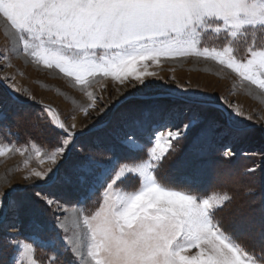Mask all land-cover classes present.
<instances>
[{
    "label": "snow or ice",
    "instance_id": "6c2138e0",
    "mask_svg": "<svg viewBox=\"0 0 264 264\" xmlns=\"http://www.w3.org/2000/svg\"><path fill=\"white\" fill-rule=\"evenodd\" d=\"M0 24L3 68L23 59L86 101L64 112L0 77V157L48 164L0 190V264H264V115L146 79L202 60L264 96V0H0Z\"/></svg>",
    "mask_w": 264,
    "mask_h": 264
},
{
    "label": "rangeland",
    "instance_id": "374dc122",
    "mask_svg": "<svg viewBox=\"0 0 264 264\" xmlns=\"http://www.w3.org/2000/svg\"><path fill=\"white\" fill-rule=\"evenodd\" d=\"M3 26L0 24V46L3 45ZM12 68H3V64L0 63V77L5 74L14 75L16 77V83L28 91L34 93L38 100L45 104H52L54 107H58L64 112L74 110L79 104L86 103L83 97L78 92H73L68 89L62 80L56 79L49 75L47 72L38 71L34 66L27 64L23 59H15L12 61ZM149 71L157 72L156 77L146 78L153 85H162V88H177L178 84H185L190 88L199 89L203 93H216L223 95L229 101H234L239 105H242L244 110L251 114L257 112L260 115H264V96L259 95L257 92L249 93L244 89L240 83L234 80L232 77L226 75L225 72L219 71L217 67L211 63H206L202 60L197 61L195 59H187L183 62H164L159 65H150ZM175 77V80L170 79ZM190 82V83H189ZM101 84L96 85V91L99 95H103L105 102L109 101V94L107 92L101 93ZM131 89H125V92ZM161 88H152L150 91H161ZM234 93V95H233ZM112 99H119V96L115 92L112 94ZM75 101V103H73ZM96 115L95 112L92 113ZM86 118L82 113L78 115V126L81 120ZM91 124L92 121H88ZM28 129L12 128L13 136L6 137L4 142L8 140H14L19 145L23 146L26 139ZM48 166L47 162L43 165L39 163L36 157L31 151L26 152L23 156L17 153H9L7 156L0 157V190L5 185H14L19 183H31L32 181L25 182L24 176L29 173L31 169L43 170ZM169 178L176 179L180 175V170L176 167H170L168 169ZM35 178H33L34 180ZM45 191H51V193L62 200H74L75 193H69L63 188H50V186H42ZM47 187V188H45ZM49 187V188H48ZM212 187V180L209 178L201 185V189ZM205 194H211L207 191ZM95 197H93V200ZM92 201L88 202V207H92ZM37 221L42 223L45 229L50 228L52 223V217H36ZM39 255L43 257L45 252L43 249L39 251ZM47 264V262H45Z\"/></svg>",
    "mask_w": 264,
    "mask_h": 264
},
{
    "label": "trees",
    "instance_id": "16d2710c",
    "mask_svg": "<svg viewBox=\"0 0 264 264\" xmlns=\"http://www.w3.org/2000/svg\"><path fill=\"white\" fill-rule=\"evenodd\" d=\"M45 188H47V187H45ZM207 191H210V189L209 188H206V189H201L200 188V192L203 193V194L207 193Z\"/></svg>",
    "mask_w": 264,
    "mask_h": 264
}]
</instances>
